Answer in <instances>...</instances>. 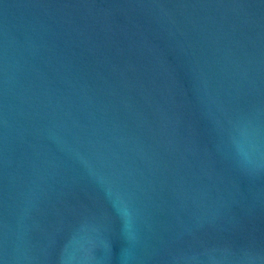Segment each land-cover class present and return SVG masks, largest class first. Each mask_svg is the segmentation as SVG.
I'll list each match as a JSON object with an SVG mask.
<instances>
[{
	"label": "water",
	"instance_id": "obj_1",
	"mask_svg": "<svg viewBox=\"0 0 264 264\" xmlns=\"http://www.w3.org/2000/svg\"><path fill=\"white\" fill-rule=\"evenodd\" d=\"M0 264H264V0H0Z\"/></svg>",
	"mask_w": 264,
	"mask_h": 264
}]
</instances>
